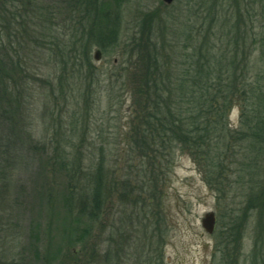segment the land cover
<instances>
[{"label":"rangeland","instance_id":"rangeland-1","mask_svg":"<svg viewBox=\"0 0 264 264\" xmlns=\"http://www.w3.org/2000/svg\"><path fill=\"white\" fill-rule=\"evenodd\" d=\"M120 10L119 42L106 54L93 48V75L85 79L84 68L77 71L78 63L76 68L67 69L71 85L64 92L66 104L55 100V85L62 69L55 58L64 61L73 56L46 58L42 51L29 48L31 37L25 31L28 21L18 26V38H11L13 48L21 50L23 61L17 63V53L10 52L5 65L10 69L13 64L24 67L23 72L33 75L36 81L30 86L32 92L20 95L19 106L12 100L0 102V264H106L109 246L112 264H230L232 252L219 250L216 245L229 241L232 247L236 240V264H264V193L247 211L246 199L216 200L192 159L178 149H172L164 159L170 164L159 183L135 182L137 176L132 178L124 162L122 141L127 136L129 100L121 85L122 67L131 50L147 35H154L159 48L162 41L168 45L162 50V60L171 58L175 65L170 61L171 70H179L180 61L189 55V46H183L184 31L189 23L198 30L204 17L215 20L217 36L210 43L213 49L228 55L234 48L237 63L233 70L244 72L247 82H253L258 70L264 74V0H173L171 4L163 0H124ZM209 10L210 16L206 13ZM205 29H200L203 34ZM53 31L61 35L62 28ZM68 37L59 40L66 42ZM96 50L100 52L99 60L93 58ZM164 52L169 56L165 57ZM42 80L50 81L55 89L47 102L39 82ZM88 85L89 113L76 112L84 117L79 119L78 132L84 133L85 142L75 150H64L61 140L70 135V113L82 107L86 110L81 94ZM10 92L17 98L16 91ZM5 112V116L12 117H4ZM229 118L232 125L237 123V108L231 110ZM120 138L121 151L118 145H113L111 151L98 150L99 143ZM64 152L81 155L84 166L92 161L94 164L102 153L106 167L112 164L116 174L121 172V183H129L126 188L121 184V205L114 203L117 200H106L99 221L89 225L84 239L74 241L64 234L73 222L65 218L60 200L64 181L59 164ZM260 170L256 172L258 178L251 175L248 180L245 176L252 190L255 182L264 185V163ZM228 174L229 181L234 182L236 173ZM242 211L246 216L241 215ZM209 212L215 215L212 234L201 226V219ZM109 224L114 228L119 225L120 230L110 235Z\"/></svg>","mask_w":264,"mask_h":264},{"label":"trees","instance_id":"trees-1","mask_svg":"<svg viewBox=\"0 0 264 264\" xmlns=\"http://www.w3.org/2000/svg\"><path fill=\"white\" fill-rule=\"evenodd\" d=\"M123 1L0 0L1 104L11 103L12 100L19 106L22 98L20 95L32 92L30 86L36 81L33 75L29 77L23 72L24 67L21 69L19 65L13 64L10 69L5 65L10 52L17 53V63L23 61L21 50L19 52L10 43L11 38H18V26L23 21L29 22L25 28L26 35L30 34L31 37L28 42L33 44L29 48L42 51L41 55L46 58H51V55L54 58L62 57L64 54L73 56L64 61L55 58L62 68L59 83L55 85L58 90L55 100L66 104L68 99L64 92L71 85L67 69L72 70L79 64L77 71L84 68L85 79L89 78L93 75V48L106 54L118 44ZM206 13L210 16L212 11ZM203 21L198 30H194L192 23L187 25L189 29L184 31L186 39L183 46H189V55L180 61L182 67L177 71L171 70L172 61L167 57L169 54L164 52L167 58L162 60V50L168 45L162 41L159 48L152 34L131 50L121 70L124 76L121 85L125 87L129 100L127 136L122 141L125 147L124 162L132 171V178L137 176L134 178L137 184L152 185L164 178L170 164V160L165 162L164 159L172 149H178L192 159L216 200L246 199L247 211L264 193V185L255 182L256 186L252 190L245 178L247 176L249 180L251 175L258 178L256 172L261 171L264 163V74L258 70L254 81L247 82L244 72L236 73L233 70L237 63L234 48L230 49L231 54H218L210 44L217 36L215 20L204 17ZM57 28H62L61 35L54 34L53 30ZM204 28L203 34L200 29ZM194 34L199 35L200 39L197 40ZM67 36L66 42L59 40ZM38 37L42 39L40 42ZM78 58L80 62L76 61ZM39 82L44 89V101L47 102L48 95L55 89L50 81ZM10 91H16L17 98ZM90 93L88 85L81 94L86 110L82 107L70 113V135L63 136L61 140L64 150H75L85 142L84 133L78 132L79 119L84 117L81 118L77 113H89ZM233 108L238 110L237 123L234 125L229 118ZM6 112L2 114L4 117H12L5 116ZM113 145H118L121 151V138L118 141L99 143L98 150L111 151ZM60 156L62 161L59 171L64 181L60 200L65 207V218L68 216L69 221L73 222L70 229H64V234L69 236L70 241L84 239L89 225L98 222L105 213L106 200H117L114 203L121 205V184L126 188L129 183H121V162L117 168L120 174H116L112 164H109L110 168L106 167L107 159L102 153L97 156L94 164L92 161L87 166L82 164L81 155L64 152ZM229 172L236 173L234 182L229 181ZM241 215L246 216L243 211ZM233 225H236V220ZM108 229L112 235L120 227L118 225L114 228L109 224ZM234 246L238 248L237 240ZM234 246L231 247L229 241H224L223 246L219 242L216 245V248L220 247L219 250L225 248L228 253L232 252L230 264H236L234 255L237 250ZM111 249L109 246L105 256L106 264H112Z\"/></svg>","mask_w":264,"mask_h":264},{"label":"water","instance_id":"water-1","mask_svg":"<svg viewBox=\"0 0 264 264\" xmlns=\"http://www.w3.org/2000/svg\"><path fill=\"white\" fill-rule=\"evenodd\" d=\"M167 4H171L173 0H163ZM100 52L96 50L94 53V60H99ZM201 226L208 234H212L215 228V215L213 212L206 213L201 219Z\"/></svg>","mask_w":264,"mask_h":264}]
</instances>
